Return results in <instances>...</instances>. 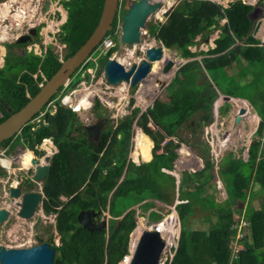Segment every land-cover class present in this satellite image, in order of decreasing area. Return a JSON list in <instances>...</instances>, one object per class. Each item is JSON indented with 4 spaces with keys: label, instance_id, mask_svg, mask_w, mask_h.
Wrapping results in <instances>:
<instances>
[{
    "label": "trees",
    "instance_id": "1",
    "mask_svg": "<svg viewBox=\"0 0 264 264\" xmlns=\"http://www.w3.org/2000/svg\"><path fill=\"white\" fill-rule=\"evenodd\" d=\"M62 4L68 13V19L62 29L63 35L60 38L67 48V54L64 57L66 59L85 43L96 28L104 0H63ZM248 12L249 7L242 4V0H237L235 5L226 9L210 1L197 5L184 2L169 12L167 22L152 26L149 32L156 42L162 43L168 50L176 51L179 58L189 59L195 56L189 49L195 44L194 39L198 35L205 38L214 30L219 29L222 31V36L217 40V48L212 52L218 54L234 43L231 39L232 32L236 33L239 38L248 32L251 27L246 16ZM224 19L227 22L221 25ZM117 22L118 17L113 24V32L107 35V38L114 40L112 41L113 46L96 52L103 67L118 50V40L115 36ZM250 50L245 51L244 48H238L228 52L230 54L228 56L206 58L203 61L205 70L196 61L189 62L179 69V74L169 93V99L155 101L138 121L144 133L155 143L154 153L160 149V144L166 135L175 136L176 130L195 113L202 112L200 118L202 123L210 122L213 101L219 96L218 91L220 90L224 95L248 100L262 114L264 121V89L261 87L264 85V72L255 75V82L252 83V85L255 84V88L252 92L248 91L255 95V101L246 96L247 90L241 89L243 93H239L237 86H227V89H223L218 80L213 79L214 73L220 67L217 63L221 66L225 65L229 62V57L235 59L234 54L237 52L241 54L243 60L250 64L251 68L257 69L260 66L263 70L262 53L258 49H252V53H247ZM165 57L169 56L165 55ZM4 64L5 66L0 70V110L2 112L0 123L23 108L29 99L37 94L40 84L56 73L61 61L58 55L48 49L43 56L25 54V57L18 59L8 57V61ZM161 64L162 62L153 65L152 74L159 70ZM94 66V62L89 61L84 67L87 69ZM80 74V72L76 73L69 86L66 89L63 88L59 94L76 90L83 81ZM202 74L207 78L208 74L210 79H205L206 81L198 84ZM240 78H244V75ZM142 86L145 94L151 98V90L147 86ZM58 95L51 102L57 99ZM143 97L144 93L139 88L136 99L143 101ZM60 103L58 100L57 111L54 115L46 114L47 126L44 123L32 126L31 122L21 131L20 135V140L24 138L27 145L39 155H42V152L38 146L43 143L44 139H50L57 150L51 160V174L44 184L47 201L44 202L43 207L46 215L57 214L56 231L60 245L55 246L53 238L49 240L57 253L55 264H119L129 254L130 235L137 226L138 219L148 215L151 221L158 222L164 219V216L156 210H152L151 215L149 214L150 208L154 207L152 202L140 206V215L135 209L131 210L133 204L142 200V193L146 190L156 193V189L163 192L160 195L162 202L172 203L164 194V190L168 187L164 188V184L157 187L156 181L149 178L147 174L149 172L153 177L156 176L152 166L156 162L139 165L128 162L132 126L129 117L122 120L115 128H106L107 124L102 130L99 145L93 146L90 145L85 127L78 121L77 115ZM90 107H92V101H90ZM94 107H101L99 100H96ZM257 107H260V110ZM150 118L156 126L162 127L165 135H160L148 126ZM188 126L191 127V124ZM263 128L264 123L262 122L257 131L259 137L263 134ZM74 132L78 133L77 137L73 135ZM13 139L2 145L14 146L11 144ZM173 149L174 142L169 140L166 145L167 154H154L156 161L162 162V159L166 158L172 162L176 157ZM256 154L255 150H251L248 167L237 168L236 164L231 168L232 170L223 171V180L226 182L229 197L227 205L218 204L212 197H202L206 190L204 185L212 184L210 159L206 160L204 170L181 175L180 200L184 203L176 207L181 225L180 238L172 261L166 264H207V262L209 264H229L230 261L231 264H264L263 210L253 211L251 207L248 209L246 232L239 240L242 249L232 259L230 247L235 235L236 224L230 202L244 199V191L249 184L248 174L256 159ZM121 178H123L122 181ZM254 181L264 188V146L260 152ZM173 182L170 183L174 191ZM85 184L86 190L83 196L80 190ZM149 186L151 189H147ZM63 195L69 198L65 204L61 201ZM250 199L252 202L253 196ZM201 203L203 210L208 208L216 216V223L208 230L190 229L188 220L196 213V208ZM60 205L62 208H59ZM86 210L96 212L109 210L113 219L109 221L108 230L88 232L81 227L77 215ZM141 223L143 220L139 222ZM40 243L44 241L40 240Z\"/></svg>",
    "mask_w": 264,
    "mask_h": 264
},
{
    "label": "rangeland",
    "instance_id": "2",
    "mask_svg": "<svg viewBox=\"0 0 264 264\" xmlns=\"http://www.w3.org/2000/svg\"><path fill=\"white\" fill-rule=\"evenodd\" d=\"M62 1L63 0H0V5L8 4V7H9V14L5 18V20L4 18H0V70L5 66L4 63L8 61V57L12 59H18V58L25 57V54L43 56L46 53L41 55V52H43L42 50L47 51V47L51 52L58 55L60 60L65 59L64 57L67 54V48H66V45L62 44V42L60 41V38H62V35H63L62 29H63V25L66 23L68 19V13L62 4ZM180 1L182 0H179V2ZM186 1H191V0H184V2ZM209 1L211 2L213 0H209ZM134 2H136V0H120L118 22H117V28L115 30V36L117 37V40H118L117 41L118 50L111 56V58L115 60L121 59L123 61V62L121 61L122 64L125 63L123 65L125 66L126 69L130 68V66L134 64H139L145 58V52L149 47L161 45L160 43L156 42L150 36L149 31L152 26H155L157 24H164L165 22H167V16L169 12H171L170 11L171 6L168 5L169 2L166 3V0H165L162 6L163 11L159 10V12L149 17L146 23V26L141 29L142 35H141L140 44L132 45V46L125 45L121 42V35H122L121 25L123 22L122 19H123V16L127 13V10L131 6V4H133ZM46 4H48L47 8H46ZM3 10H5V6L0 7V13H2ZM165 11L166 12L169 11L167 15L164 13ZM263 11H264V8H263ZM17 13L19 14H18V17L16 18ZM12 16H15V17L13 18ZM4 32L6 33L4 34ZM213 36H209L205 38L201 36L196 37L194 39V42L196 41L200 44H198L197 46H192V52H206L205 50H207L206 46L208 44V41H210L213 38ZM198 38L200 40H197ZM108 41L114 42L112 38H109ZM201 44H204V45L200 46ZM200 47H202L203 50L200 49ZM33 50L37 53H35ZM165 54L167 56L170 55V57H173V56L176 57V53L172 51L170 52L166 50ZM99 59H98V55H96L95 53L92 56V58L89 60V61L94 62L95 66L89 67L87 69L83 67L79 71L81 73L80 75L83 81L79 84L77 89L71 92L67 91L66 93L63 92L59 94L57 99H55L51 103V105L44 110V112H41L39 116L35 120L32 121L31 123L32 126H35L36 124L40 125L41 123H44V125L47 126L48 123L45 120L46 114L50 113L51 115H54L57 111V105H56L57 101L60 100L61 102L62 98L65 95H69L73 101L75 99V96L73 95L75 91H78V92L82 91L83 94L85 93V95L89 96L90 101H92V107H89L88 110H84L80 113H75L73 112V109H72L74 108L73 102L71 104H66L62 106L68 109L70 108L72 112L77 115L78 121L84 127L94 125L95 123H97V121L100 118L108 119V122H107L108 125L106 126V128H115L127 116H133V118L135 119L134 123H136L137 119H139L142 116V113L145 112L149 108L148 106L151 104L150 98L148 97L147 94H145V91L143 88L141 89L142 92L144 93L143 101L140 99H136V94L138 93L139 88L142 86V84L134 88H132L129 84H126V83H124L125 84L124 88H118L119 86L114 87V86L109 85L104 76V67L99 62ZM194 59L199 60L200 56H196ZM181 65H179V68ZM70 83L71 81L69 82V84ZM245 94L249 99H252L253 101H255V95L253 93L246 92ZM165 95H166V92L163 91L161 95L159 94V97H157V100L163 99ZM96 100L100 101V104H101L100 108L94 107ZM60 104H62V102ZM129 106H130V109H129ZM257 109L260 110V107H257ZM201 115H202V112L195 113L185 124H183L176 130V135L178 137H176L177 139L175 140L176 141L179 139L183 140L184 143H186L188 147H191V149L195 151L200 150L197 146V143L204 141L203 134L200 131L195 130L201 126V123H202L200 121ZM0 117H1V113H0ZM231 118L232 116H231V113H228V109H223L222 115L218 120V127L221 128L220 123L222 121L224 122V120L228 121V119L230 120L228 121V123H226V125H231V122H232ZM189 124H191L192 126L189 127L188 126ZM192 130H195L194 131L195 133H193ZM21 133L22 132H20L19 136L14 138L11 143V144H14L15 146V147L12 146L13 151H15L17 148H19V150L21 149L31 150V148L27 145L26 140L24 138H21L20 140ZM73 135L77 137L78 133L74 132ZM263 138H264V129H263V134L261 137L257 136L255 133L250 138V141L253 144V147L251 149L256 151V149L259 148V151H256L258 154L260 153L261 148L263 146V145L261 146V144L264 143ZM24 141H25V144H24ZM44 141L46 142L45 144H44ZM44 141L41 146L42 148H44L46 144L50 145L51 140L47 139ZM3 149H6L5 146L0 147V155H5V156L7 155V158L9 161L11 160V157H16V155L12 156L9 153L7 154ZM227 150L228 148L224 150V153ZM186 154L189 155V151L185 150L184 155ZM182 166L183 165H181V168H179L180 171L183 170ZM184 169H187V168H184ZM7 177L9 178V181L12 180V182L10 183L14 185V182H13L15 178L14 175L10 176V174L9 175L6 174L3 179H6ZM46 181L47 179L41 182L40 184L43 186L46 183ZM214 182L215 181L213 180L212 181L213 185H214ZM157 187L159 186L157 185ZM211 187L212 186L206 188L205 193L202 195V197H206V198L212 197L215 199V201L218 204L227 205V202L229 200H226L227 199L226 194L224 192L221 193L219 190H217V187L215 185L214 187L212 188ZM85 190H86V184L80 190L81 193L83 192V196H85V193H84ZM0 191L2 190L0 189ZM161 193L162 192L159 189H156V193H153L150 190H146L144 193H142V196L143 198L148 197V199H150L151 202L155 204L156 208L161 210V215L164 216L165 220L171 219V217L173 216H175L176 218L175 225L177 222V228H175L176 233H174L175 235H173V244L170 246H164L162 255L158 262V264H166L167 260L171 259L173 255V248H175V245L178 242V236L181 231V225H180V222L178 221L179 217L177 218L175 213L172 214L171 209L165 203L162 202L161 200L162 196H160ZM170 196L167 197L169 201H170ZM155 199L159 201H155ZM61 201L63 202V204H65L69 201V198L62 196ZM43 204L44 203H42L39 206L38 208L39 211L37 212V214L35 215L33 219L29 221L27 220L24 221L20 219H17L16 221L12 220L9 223L5 224L3 227H0V248L1 247L31 248L33 246L42 244L40 243V240H43L44 242H47L50 245H52L49 241L50 238L54 239L53 244L55 246L58 247L60 245L59 236L57 235L58 233L56 231V223H55L56 222L55 216H57V214L53 213L50 215H46L44 213V216L41 217L40 210L41 208L44 207ZM230 206L234 211L233 215H234V220L236 222L235 224L236 236L234 238L239 240L241 239L242 234L244 233V230H245L244 229L245 225L241 224L243 222L242 216L244 215V212H243L244 210L242 211V208L245 205H244V202H241V201L237 202V205L235 201H231ZM201 207H203L202 203L199 205V207L196 208V211H195L196 213L193 214V216L190 217V219L188 220V227L190 229L205 230V229H208L211 225L216 223V216L212 214L208 208L203 210ZM59 208H62V205H60ZM133 209H135L136 213L139 212V206H135L131 210ZM167 212L169 213L167 214ZM101 219L102 220L105 219L107 223L109 224V221L113 219V217L111 216L109 217L108 210H105L104 212H102ZM141 219H139V221H141ZM142 220H143V223L146 222L144 221V219ZM150 225H151L150 223L141 224V226H144L145 229L146 228L148 229ZM107 228H108V225L105 229L108 230ZM131 236L132 234L130 235V239H131ZM164 238L166 240L165 235H164ZM234 238L233 240L235 241L236 239ZM130 246H131V242L129 240V248Z\"/></svg>",
    "mask_w": 264,
    "mask_h": 264
},
{
    "label": "crops",
    "instance_id": "3",
    "mask_svg": "<svg viewBox=\"0 0 264 264\" xmlns=\"http://www.w3.org/2000/svg\"><path fill=\"white\" fill-rule=\"evenodd\" d=\"M204 1H209V0H193V1L191 0V1H186V2L197 5L198 3H201ZM167 2H169V6H171L170 11H173L180 4L184 3V0H182L180 2H179V0H171V1L166 0V3ZM211 2L214 4H218V5H220L226 9V8H229L230 6L235 5L237 0H213ZM161 3L163 6L164 0H161ZM242 4L249 7V12L247 13L246 16L251 23V27L248 29V32L240 38L238 37V35L236 33L232 32L231 39L234 43L231 44V46L227 50L222 51L218 54L212 53L217 48V40L219 38H221V36H222V31L219 29L214 30V32L209 35V36H213V35L214 36L210 41H208V44L206 46L207 50H205L206 52H192V46H197L198 44H200L196 41L194 42L195 44L189 48L191 50V52L195 54V56L192 58L181 59L178 57V55H177L178 53L176 51L168 50L165 48V51L168 50L170 52L172 51V52L176 53V57L175 56L171 57V58H175L179 62L176 71H179V69L182 66L188 64L189 62H195V61L200 63L202 68L205 70V67L203 65L204 59H206V58H218L221 56H223V57L228 56V55H230L228 52H232L238 48H244L245 51H247L249 49H251V50L252 49H258L262 53L263 64H264V11H263L264 0H242ZM161 10L163 11V8ZM168 12L169 11H167V12L165 11L164 13L167 15ZM226 22H227L226 19H224L223 21H221V25H224ZM198 36H201V35H198ZM209 36H207V37H209ZM201 37H199V38H201ZM199 38L197 40H200ZM160 44L162 45V43H160ZM204 44H206V43H204ZM204 44H201L200 46H202ZM200 49L203 50L202 47H200ZM47 50H48V47H47ZM251 50L248 51L247 53H252ZM42 51H45V50H42ZM168 56L170 57V55H168ZM196 56H200V59L199 60L194 59ZM234 57H235V59H232L231 57H229V62L225 63V65H223V66H221L219 63H217L218 64L217 66H220V67L214 73V78H213V76H212V78L217 79L218 83L221 84L223 89H227V86H235V87L237 86L238 87L237 90L239 93H243L242 90H247V92L248 91L252 92V90L255 88V84L252 85V83L255 82V75L257 73H263L264 69L261 70L260 66L257 69L251 68L250 64L247 63L245 60H243L241 57V54L238 52H237V54H234ZM179 65H181L180 68H179ZM245 67L248 71H245L246 69L244 70ZM178 74L179 73L176 72L174 78L168 83V85L165 87V89L162 90V92L163 91L166 92V95L163 98L164 100L169 99L168 98V96L170 95L169 93H171V88L173 87L172 85L175 81V78L178 76ZM243 75H244V78L241 79L240 77H242ZM207 76L210 79V76L208 74H207ZM199 78H200L199 79L200 82L198 81V84L206 81L205 79H208L203 74ZM211 83L215 84L214 81H211ZM261 87L264 89V85H262ZM161 93H160V95H161ZM218 94H219V96L217 97V99H214V101H213V107L211 109V120H210V122L201 123V126L198 127L197 129H195V130L200 131L203 134V139H204V141L197 143V146L200 149L199 151H195V150L191 149V147H188L186 145V143H184V141L181 139L176 141L175 139H177L176 138V137H178L177 135H175L173 137H170L167 135L165 136L164 139L168 138L169 140L174 141L173 151L176 154V157L174 158V160L172 162H169L168 159H166V158H163L162 162L159 160L156 161L154 154H157V150L155 151V153L153 151V149L155 148L156 145L144 133L143 129L138 124V121L142 116L139 119H137L136 123H134L135 119L133 118V116H127L126 117V118L129 117V119L132 121L131 140H130L129 152H128V156H127L128 162H132L136 165L150 164L151 162H154V163L156 162L155 164L152 165L154 167L153 173L156 174V176L153 177V175L149 172L147 174H148L149 178L156 181V185H158L159 187L162 184H164V186H165L164 188L168 187L167 189L164 190V194L167 197H169L171 195L170 200L172 203H168V202L167 203L163 202V203H165L171 209L172 214L173 213L176 214L177 218H178V213H176L177 212L176 207L181 202V200H180L181 199L180 198L181 193L179 190L181 175L186 174V173L194 174L196 172H200V171L204 170L206 168V160L210 159L211 163H212L211 174L213 176L212 181L213 180L215 181L214 185L217 187V190H219L221 193L224 192L227 196L226 200H229L228 199L229 198L228 193H227V185H226V182L223 180V175H224L223 171L227 170V169H231L236 164H237V168L238 167L239 168L248 167L249 160L251 158V156H250V153L252 150L251 148L253 147V144L250 141V138L255 133L258 136V134H257V131L259 128L258 126H260L262 122L264 123V121L261 117L262 114L259 113L250 104V102L248 100L242 99L239 97H230V96L224 95L221 92V90L218 91ZM150 101H151L150 105L153 106L154 102L158 101V100H157V97L155 98L152 96L150 98ZM150 105L148 106L149 108L151 107ZM227 105H229V106H227ZM227 107H229V108H227ZM129 109H130V106H129ZM148 109L145 112H143L142 115L144 113H146L148 111ZM223 109H228V113H231V116H232L231 120L234 119L235 116H238V115L246 117L244 122H243V128H242L240 135L237 136L236 138H234L232 140V142H230V143H227V141L223 139V133L225 130H232L233 125H234L233 120L231 122V125H226L227 120L226 121L224 120V122L222 121L220 123L221 128L218 127V120L222 115ZM0 113H1V117H2V112H0ZM100 119H102V118H100ZM105 119H107V118H105ZM107 122H108V119H107ZM107 122H106L105 126L107 125ZM148 126L153 131L158 132L160 135H162V136L165 135V131L162 129V127L156 126L154 121L151 118H150ZM133 127H134V129H133ZM195 130H192V132L195 133L194 132ZM263 142H264V138H263ZM262 145L264 146V143H262L261 146ZM263 146H262V148H263ZM9 148H10V146H9ZM227 148H228V150L224 153V150ZM45 149H46L47 153H45L44 148L41 147V149H40V151L42 152V155H41L42 156V159H41L42 165H46V162L44 161L46 157H50V163L52 160V157L49 156V152L51 151V149L48 147H46ZM185 150L189 151V155L188 154L184 155ZM256 151H259V148H257ZM165 154H167V150H166ZM37 155H39V154L37 153ZM157 155H159V154H157ZM259 159H260V153L259 154L257 153L256 159L253 162L251 171L248 174L249 184H248V188L244 191V194L246 193L244 196V199L238 200V202H240V201L244 202V205H245L242 208V211L244 210L243 211L244 215L242 216L243 222L241 224L245 225V228H244L245 230H244V233L242 234V236L245 234L246 228H247L246 214H247L248 209L251 207V209L253 211H261V210L264 211V188H262L258 183H255V181H254L255 171H256ZM4 163H7L6 159L0 161V165H4ZM181 165H183L182 168L184 171L183 170L180 171L179 168H181ZM7 167L8 166H6V169H7ZM184 168H187V169H184ZM237 168H235V171H237ZM126 169H127V167H126ZM4 174H5V172H4ZM2 177H3V174H2V172H0V180H3ZM123 178H121V181ZM161 179H162V181H161ZM172 181H174L173 182L174 183V191H173V187H171L172 183H170ZM8 182L9 181L7 180L5 182V185L2 186L4 190L6 189V186H8ZM214 185L211 184L210 186L214 187ZM204 186L206 188L210 187V186L207 187L206 184ZM147 189H151V187L149 186ZM252 196H253V199L251 202L250 198ZM61 198H62V196H61ZM155 201H159V200L155 199ZM147 202H151V200L148 199V197L142 198V200L140 202H138L137 204H133L132 208H134L135 206H139V209H140V206L144 205V203H147ZM182 203H184V202L182 201ZM253 204H254V206H253ZM153 205H154V207L151 206L153 209L150 208L149 214L151 215L152 210H156V211H158L159 214H161V210L157 209L155 204H153ZM236 205H237V202H236ZM236 208H237V206H236ZM7 209H8L7 210L8 215H9V213H12V211H14V209L11 207H8ZM128 210H130V209H128ZM44 213H45L44 209L40 210V216L41 217L44 216ZM139 215H140V213H139ZM108 216L110 217L109 210H108ZM141 218L144 219V221H146L145 223L150 222V224L159 223L160 221L165 220V219H162L158 222L157 221H151L149 215L146 217H141ZM141 218H139V219H141ZM139 219H138V221H139ZM108 226H109V224H108ZM208 229H205V230H208ZM235 236H236V233H235L234 237ZM233 238H232L231 246H230L231 250H232L231 259L235 256L236 253H238L242 249V245L239 243V240H241V239L237 240L236 238H234V239H236L234 241ZM177 248L178 247H175V249H174L175 252H176ZM129 253H130V248H129ZM207 264H209V262H207ZM229 264H231V261Z\"/></svg>",
    "mask_w": 264,
    "mask_h": 264
},
{
    "label": "water",
    "instance_id": "4",
    "mask_svg": "<svg viewBox=\"0 0 264 264\" xmlns=\"http://www.w3.org/2000/svg\"><path fill=\"white\" fill-rule=\"evenodd\" d=\"M47 7L48 4H46ZM119 8L120 0H104L99 22L85 43L73 55L61 62L56 73L40 86L37 94L31 97L23 108L0 123V145L20 134L69 84L73 76L89 62L107 38L108 33L113 32V24L118 17ZM161 8V0H138L131 4L122 19L121 42L131 46L140 44L141 29L146 26L149 17L159 12ZM156 62H162V64L159 70L152 74L153 65ZM178 63L175 58L165 57L163 45L152 46L146 50L145 58L139 64H134L128 69L118 60L110 58L104 67V76L107 83L114 87L124 83L129 84L132 88L140 84L147 86L151 90V96L156 98L174 78ZM9 110L11 111V109ZM245 118V116L238 115L232 119L234 124L232 130H225L223 133V139L227 143L232 142L240 135ZM106 122L107 119L102 118L94 125L85 127L90 145L97 146L99 144ZM44 161L46 165H40L35 170L34 180L36 182L45 181L51 174L50 157H46ZM31 163L36 164L34 160ZM20 193L19 187L11 188L9 197L12 200H18L21 196ZM41 198L42 195L39 192H25L21 203L18 204L20 207L18 216L27 221L33 219L37 214ZM99 214L100 212L93 210L81 211L77 216L78 223L88 232L105 230L108 225L105 219L95 222ZM7 217V211L0 210V223L5 222ZM158 224H153L151 228L156 231ZM131 240L132 236L130 242ZM163 249L164 245L154 238V234L151 231H146L139 241L131 264H158ZM56 255V250L47 242L31 248L1 247L0 264H55Z\"/></svg>",
    "mask_w": 264,
    "mask_h": 264
},
{
    "label": "flooded vegetation",
    "instance_id": "5",
    "mask_svg": "<svg viewBox=\"0 0 264 264\" xmlns=\"http://www.w3.org/2000/svg\"><path fill=\"white\" fill-rule=\"evenodd\" d=\"M5 145H1L0 147H3ZM15 147V146H13ZM6 149H3L6 151V153L13 155H16V157H11V160H8V170L9 171H5L4 172L0 169V172H2L3 177H5L6 174H10L14 175V186H18L21 189V193H20V198L18 199V201H14L12 200L10 197L9 199H5L4 193L2 194L0 192V209H7L8 207L11 208H17L16 211H12V213H9L5 224L9 223L12 220H24L21 217L18 216V206L17 204H20L22 201V196L25 192H30V191H34V192H39L42 195L41 201H40V205L42 203H44L45 201H47V196L45 194V188L44 185L42 186L40 183L41 182H36L34 180V174H35V170L37 169L39 165V161L37 159H33L34 158V154L31 151L26 150L24 154H22L24 152V149L19 150V148H17L15 151H13V148H9V146H5ZM11 151V152H10ZM7 158V155H6ZM8 159V158H7ZM29 159H33L35 161V165H33L31 162H29ZM12 178V177H11ZM9 181V180H8ZM5 180H0V189L2 190V186L5 185ZM10 182H12V180H10L8 182V185L11 184ZM14 186H8V194L7 196H9V191L11 188H13ZM45 198V199H44ZM44 200V201H43ZM39 205V206H40ZM44 206V204H43ZM39 208V207H38ZM8 210V209H7ZM41 210H43V208H41ZM39 211V209L37 210V212ZM101 221V217H97L95 219V222H100ZM5 224L1 225L0 227H3Z\"/></svg>",
    "mask_w": 264,
    "mask_h": 264
},
{
    "label": "bare ground",
    "instance_id": "6",
    "mask_svg": "<svg viewBox=\"0 0 264 264\" xmlns=\"http://www.w3.org/2000/svg\"><path fill=\"white\" fill-rule=\"evenodd\" d=\"M168 5H169V3H168ZM2 6H5V10H3L2 13H0V18H4V20H5V18L9 14V7H8V4L0 5V7H2ZM18 14L19 13L16 14V18L18 17ZM12 17L14 18L15 16H12ZM5 33L6 32H4V34ZM118 61L120 63L123 62L121 59H119ZM158 63H160V62H156L154 64H158ZM123 64H125V63H123ZM124 86H125V84H121L118 88H124ZM140 88L142 89V86ZM73 95L75 96V99L73 101H72L70 96H67L65 98V100H64V103L65 104H71L73 102L74 103L73 107L75 108L76 113H80V112H82L84 110H88L89 109V107H90L89 96L85 95V93L83 94L82 91H79V92L75 91L73 93ZM175 219H176L175 216H173V217H171V219H167L165 221H162L160 224H158V228H157L156 231H154L153 228H151V229L150 228H148V229L146 228L145 229L144 226H141V224H143V223L139 224L137 226L135 232L132 235L131 246H130V254L128 256H126L120 264H131L132 258L134 257V254H135L136 248H137V246L139 244V241L141 240V238L143 237V235L145 234L146 231H151L154 234V238H156L158 241H160L164 246L172 245L173 244V235H175L174 233H176L175 228H177V222H176V225H175ZM164 235L166 237V240L164 238Z\"/></svg>",
    "mask_w": 264,
    "mask_h": 264
},
{
    "label": "clouds",
    "instance_id": "7",
    "mask_svg": "<svg viewBox=\"0 0 264 264\" xmlns=\"http://www.w3.org/2000/svg\"><path fill=\"white\" fill-rule=\"evenodd\" d=\"M162 4V3H161ZM61 62L63 61V60H60ZM45 82V81H44ZM44 82L41 84V85H43L44 84ZM40 85V86H41ZM69 86V85H68ZM64 89H66V88H64ZM66 96H69V95H65L63 98H62V100H61V102H62V104L61 105H66L65 103H64V100H65V98H66ZM51 103L52 102H50L49 103V105L46 107V108H48L50 105H51ZM73 109V112H75L76 113V111H75V108H72ZM19 135V134H18ZM15 138V137H14ZM44 140H47V139H44ZM43 140V141H44ZM1 146V145H0ZM41 146H42V144L40 145V146H38V148L39 149H41ZM46 147H48V148H50L51 149V151H52V154H49V156H51V157H53V155L57 152V150H56V148L54 147V145H53V143L50 141V145H45V147H44V150H45V153H47V151H46ZM10 148H12V146H10ZM5 151V150H4ZM25 149H24V152L22 153V154H24L25 153ZM28 151H31L33 154H34V158L33 159H37L38 161H39V165H42L41 164V159H42V156L41 155H37V152L35 151V150H33V149H31V150H28ZM6 152V151H5ZM0 161L1 160H7V163H4V165H0V169L3 171V172H5V171H9L8 170V167H7V169H6V166H8V159L6 158V156L5 155H0ZM33 159H29V162H32V160ZM43 166V165H42ZM8 175V174H7ZM5 181H7V180H9V178L7 177L6 179H4ZM12 184H9L8 186H11ZM8 186H6V189L4 190V189H2V191H0L2 194L4 193V196H5V199H9V196H7V194H8ZM12 186H14V185H12ZM14 187H18V186H14ZM13 187V188H14ZM15 202L16 201H18V200H14ZM182 203V202H181ZM180 203V204H181ZM17 206H18V204H17ZM16 207L14 208V211H16ZM19 209H20V207L18 208V212H19ZM0 210H6L7 211V209H0ZM78 216V215H77ZM99 216L101 217L102 216V212L99 214ZM98 216V217H99ZM56 217L57 216H55V220H56ZM102 220V219H101ZM104 220V219H103ZM6 221V220H5ZM24 221H25V219H24ZM178 221H179V218H178ZM180 222V221H179ZM148 223H150V222H148ZM3 224H5V222H3V223H0V226L1 225H3ZM153 225V223L149 226V228H151V226ZM137 226H138V224H137ZM136 226V227H137ZM135 227V228H136ZM108 229V228H107ZM134 231V230H133ZM132 234V233H131ZM179 238H180V234H179V236H178V242H179ZM178 242H177V244L175 245V247H178ZM175 248H173V255H172V257H171V259H169V260H167V262H171L172 261V259H173V256H174V254H175V250H174ZM123 261V260H122ZM121 261V262H122ZM120 262V263H121ZM166 262V263H167Z\"/></svg>",
    "mask_w": 264,
    "mask_h": 264
},
{
    "label": "built area",
    "instance_id": "8",
    "mask_svg": "<svg viewBox=\"0 0 264 264\" xmlns=\"http://www.w3.org/2000/svg\"><path fill=\"white\" fill-rule=\"evenodd\" d=\"M108 39H109V38H106V39L103 41V43H102V45L100 46V48L98 49V51H99V50L101 51L103 48L106 50V49H109L110 47L113 46V42H112V41H108ZM33 51H34V50H33ZM34 52H35V51H34ZM35 53H37V52H35ZM44 53H46V51L41 52V55H43ZM68 85H69V84H68ZM68 85H67L65 88H67ZM168 142H169L168 139H164V140L161 142V144H160V149L157 151V154L162 155V154H165V153H166V145L168 144ZM45 143H46V142L44 141V144H45ZM49 154H52V152L50 151Z\"/></svg>",
    "mask_w": 264,
    "mask_h": 264
}]
</instances>
